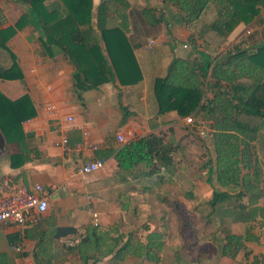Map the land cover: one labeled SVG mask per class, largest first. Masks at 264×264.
Here are the masks:
<instances>
[{"label": "crops", "instance_id": "1", "mask_svg": "<svg viewBox=\"0 0 264 264\" xmlns=\"http://www.w3.org/2000/svg\"><path fill=\"white\" fill-rule=\"evenodd\" d=\"M128 1L127 37L141 70V78L134 84H123L117 78L78 95L74 66L62 54L50 57L45 53L40 44L42 29L30 24L15 28L8 42L23 79H0V89L14 100L28 94L36 114L23 122L30 160L22 166L12 167L11 155L19 148L0 134V196L7 192L1 189L3 185L32 188L40 183L50 205L38 224L0 223V259L7 264H164L169 248L166 240L172 231L167 222L158 227L164 216L157 209L160 192L164 202L172 199L185 204V192L192 189L195 180L203 179V185L206 181L202 166L197 167L202 153L197 135H205L201 128L206 130L212 121L193 117V122L187 123V116L177 110L159 114L155 82L166 76L175 57L199 60L205 54L215 60L223 58L241 46L238 32L223 38L212 30L209 25L216 12L211 21L202 23V17L188 25L179 8L162 0ZM94 3L100 16L101 0ZM46 4L59 6V0H47ZM146 7L155 8L162 21L152 24L144 15ZM27 8L18 0H0V29L15 26ZM107 15L109 27L121 25L118 15L109 10ZM12 64L11 52L0 48V69ZM207 97H214L210 89H205L204 99ZM51 104L56 105V111L48 110ZM66 115L76 120L65 131L69 142L64 147L60 140ZM86 130L89 136L84 134ZM150 134H167L182 145L187 156L178 164L161 166L158 174L150 173L151 168L143 162L122 166L116 149ZM100 157L106 159L105 167L89 174L81 171L84 163ZM201 186L197 187L199 193ZM170 205L167 211L178 217L173 203ZM150 232L162 234L164 241L154 259L117 253L132 241V235V248H137ZM19 245L21 251L16 248ZM208 260L239 264L225 256L208 255Z\"/></svg>", "mask_w": 264, "mask_h": 264}, {"label": "trees", "instance_id": "2", "mask_svg": "<svg viewBox=\"0 0 264 264\" xmlns=\"http://www.w3.org/2000/svg\"><path fill=\"white\" fill-rule=\"evenodd\" d=\"M18 1L28 8L15 26L0 29V48L10 51L13 58L11 67L0 69V79H23L8 42L15 28L30 24L42 29L40 44L48 56L62 54L74 66V89L78 95L117 78L123 84L140 80V66L127 37L128 0H101L100 16L95 11L94 0H59V6L48 5L47 0ZM162 1L179 8L188 25L216 6V19L209 27L223 38H227L241 22L248 24L255 20L261 13L260 5L264 4V0ZM108 10L120 17V26H108ZM143 11L152 24L162 21L156 17L155 8L146 7ZM205 89H210L214 97L204 99ZM155 94L159 114L177 110L181 116L212 121L211 131L206 132L208 136L197 135L206 152L201 168L205 170L206 182L212 186L207 204L212 212L231 204L225 211L220 209L219 215H233L236 211L234 219L243 222L245 228L243 232L235 233L226 227L224 220L215 219L214 223L220 229L213 233L217 247L214 255L229 257L239 264H264V250L259 249V245L264 248V192L261 164L254 143L264 130V44L255 50L236 47L218 60L205 54L199 60L175 57L166 76L157 78ZM35 114L34 103L28 94L14 100L0 89V132L7 143H15L19 148L18 153L11 155L14 168L30 160L23 122ZM166 136L150 134L132 141L116 149V157L124 167L143 162L151 168L150 173L158 174L161 166L178 164L187 156L178 141ZM261 140L264 143V136ZM185 199L189 204L201 197L194 189L185 192ZM167 202L170 201L167 199ZM177 202L180 201L175 200L173 206ZM255 223H260L261 229ZM184 229L183 225L181 234ZM161 235L150 232L137 248H132V235V241L117 253H136L154 259L163 249ZM207 257L205 255L204 260L207 261ZM0 264L7 263L1 258Z\"/></svg>", "mask_w": 264, "mask_h": 264}, {"label": "rangeland", "instance_id": "3", "mask_svg": "<svg viewBox=\"0 0 264 264\" xmlns=\"http://www.w3.org/2000/svg\"><path fill=\"white\" fill-rule=\"evenodd\" d=\"M261 7V13L253 20L251 23H245L241 22L234 31L229 35L231 37H234L235 31L238 32V38L240 42V47L247 48V49H253L255 50L258 46L264 44V4L260 5ZM216 6H212L207 10V12L202 16V23H206V21H211L212 18H214V13ZM209 49V47H208ZM206 122V121H204ZM203 125V124H202ZM203 133L206 132L209 133L210 126L201 128ZM260 134L264 136V130L260 131ZM254 142L256 145V150L258 153V160L261 164V170H262V186H263V192H264V143L261 140V137ZM198 144V143H197ZM201 152L199 157L201 161H199V166L203 164L204 158L206 156L205 152V145L203 144V141L201 140ZM198 146V145H197ZM197 160V159H196ZM195 161V160H194ZM202 169V168H201ZM205 170H201L202 177L205 176ZM201 179V182L198 180H195L194 185H192V191L194 189L197 191L196 193L200 195L201 200H192L191 202L181 204L180 202L176 203L173 209L177 212V216L171 215V212H168L167 209L171 206L170 203L174 204L175 201H172L170 199V202H164L161 198V192L159 194V203L157 205V209L162 210L163 220L160 219V225L158 226L161 228V223H168V229H171V233L167 236V242L169 243V248L167 249L165 253L164 258V264H213L212 261H206L205 255H209L210 257L216 253L217 247L213 240V233H215L220 227L216 226L214 223V220H224V224L227 228H231V230L243 231L244 223L241 221H237L234 219V215L236 214V211L233 215L230 214H220V209L225 211L226 206L231 207V204H227L226 206H220V209L215 210L214 212L211 211V208L209 204H207L208 197L211 195L212 192V186L208 184L206 181ZM201 183V191L199 193L197 187L200 186ZM264 202V200H262ZM245 203L247 201L245 200ZM184 205V206H183ZM183 206V208H182ZM227 207V208H228ZM171 209V208H169ZM230 209V208H229ZM231 211V210H230ZM217 214V215H216ZM172 216V217H171ZM184 225V232L180 233V228ZM256 227H260L261 224L255 223ZM223 226V225H222ZM229 228V229H230ZM259 229V230H260ZM257 231V229H256ZM259 249H263V246L259 245ZM179 256V257H178ZM242 260L245 259L243 255L240 256ZM197 260L198 262L194 261ZM177 262V263H176Z\"/></svg>", "mask_w": 264, "mask_h": 264}, {"label": "built area", "instance_id": "4", "mask_svg": "<svg viewBox=\"0 0 264 264\" xmlns=\"http://www.w3.org/2000/svg\"><path fill=\"white\" fill-rule=\"evenodd\" d=\"M154 42L151 41V44ZM56 105H49L48 110L56 111ZM66 124L61 128L62 138L60 144L64 147L68 146L69 138L65 133L66 129L75 122L73 115L65 116ZM27 121V120H26ZM25 122V121H24ZM187 123L193 122V116L186 117ZM86 136L90 135V131L84 132ZM120 141H124L122 135L118 136ZM94 149H98V145H93ZM106 159L103 157L88 161L81 166L83 173H93L105 167ZM1 189H6L7 192L0 196V223L3 225H28L38 224L42 221L44 213L49 209V199L45 195V187L42 184H36L32 188L25 185L16 186L13 188L1 186ZM21 251V246L16 247Z\"/></svg>", "mask_w": 264, "mask_h": 264}, {"label": "water", "instance_id": "5", "mask_svg": "<svg viewBox=\"0 0 264 264\" xmlns=\"http://www.w3.org/2000/svg\"><path fill=\"white\" fill-rule=\"evenodd\" d=\"M0 134H1V132H0ZM1 135H2V134H1ZM205 136H208V134L206 133ZM2 137H3V135H2ZM3 138H4V137H3Z\"/></svg>", "mask_w": 264, "mask_h": 264}]
</instances>
